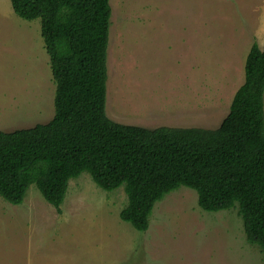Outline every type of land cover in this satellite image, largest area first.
<instances>
[{"label":"rangeland","instance_id":"rangeland-1","mask_svg":"<svg viewBox=\"0 0 264 264\" xmlns=\"http://www.w3.org/2000/svg\"><path fill=\"white\" fill-rule=\"evenodd\" d=\"M106 113L148 128H216L245 79L254 42L264 49V0H110ZM56 85L41 19L0 0V130L47 123ZM124 186L88 172L69 182L58 213L30 185L0 196V264H263L238 208L205 211L180 186L158 201L146 231L120 218Z\"/></svg>","mask_w":264,"mask_h":264},{"label":"trees","instance_id":"trees-1","mask_svg":"<svg viewBox=\"0 0 264 264\" xmlns=\"http://www.w3.org/2000/svg\"><path fill=\"white\" fill-rule=\"evenodd\" d=\"M41 19L56 85L53 117L0 130V196L21 204L32 184L61 213L69 182L83 172L103 190L124 186L120 218L149 228L158 201L180 186L205 211L238 208L247 241L264 264V49L254 42L245 79L216 128H148L106 113L110 0H11Z\"/></svg>","mask_w":264,"mask_h":264}]
</instances>
